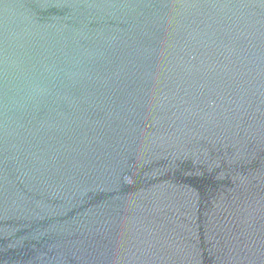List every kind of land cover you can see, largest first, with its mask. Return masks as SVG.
Here are the masks:
<instances>
[{
  "label": "water",
  "instance_id": "obj_1",
  "mask_svg": "<svg viewBox=\"0 0 264 264\" xmlns=\"http://www.w3.org/2000/svg\"><path fill=\"white\" fill-rule=\"evenodd\" d=\"M0 264H264V0H0Z\"/></svg>",
  "mask_w": 264,
  "mask_h": 264
}]
</instances>
